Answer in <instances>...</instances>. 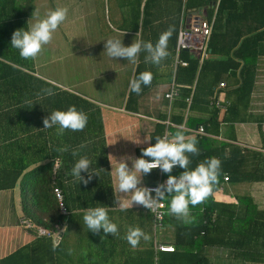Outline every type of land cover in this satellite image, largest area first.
Here are the masks:
<instances>
[{
	"label": "crops",
	"instance_id": "obj_1",
	"mask_svg": "<svg viewBox=\"0 0 264 264\" xmlns=\"http://www.w3.org/2000/svg\"><path fill=\"white\" fill-rule=\"evenodd\" d=\"M182 1L150 0L143 12L144 0H64L63 3L56 1L52 4V10L64 5L68 8L65 21L68 22L69 33L71 32L69 47L65 50V54L48 57L47 60L43 59L39 63L36 59L32 60L33 73L60 89L81 96L102 108L103 130L112 184V197L109 198L110 202L105 208L110 220L118 226L117 235L105 234L103 229L99 233L92 234V231L88 230L84 224L83 216H80L79 220L69 224L70 228L66 236L61 235L62 231L57 235V237L62 236L60 238L67 254L64 258L65 262L71 260L75 264H91L90 262L120 264L127 249H133L125 238L130 227H139L152 237L149 241L141 239L136 248L138 250V252L135 251V254L138 253L136 259H141L143 264L150 263L147 259L149 254L145 251L150 243L153 244L154 251L151 258L152 264L157 259L154 245L157 242L172 244V228L168 224L162 225L161 228L166 227L168 231L162 233L159 238L158 232L153 228L150 213L142 205L133 203L132 207H128L125 211L119 209L117 198L121 201L129 200L131 193L126 195L118 192L115 167L121 157H140L143 148L147 147L152 140L153 143L156 142V125H162L160 137L164 133L174 134L177 126L183 125L187 133L186 138H189L193 135L191 129L197 126L195 121L204 119L209 114V108L213 107L208 103V106L202 105L208 110L199 107L189 109L187 104L189 101L184 107L178 105L180 102L178 93L170 100L164 97L171 81H175L174 76L180 67L174 68L173 60L181 14L184 16V9H181ZM70 9L75 12L70 14ZM204 11L203 9L202 17H204ZM102 17L105 18L104 24ZM184 19L187 21L188 17ZM28 21L27 18L29 28ZM78 23L81 24V28L90 27V30L85 29L84 33H75L78 30ZM170 26L174 31L168 41L169 55L160 65L146 63L144 59L146 53L143 51L139 54L136 64L123 58L113 59L107 55L104 46L109 38L121 39L125 46L135 40L151 41L155 44L160 34ZM54 44L52 41L45 45L44 51L51 47L57 49V45ZM229 44L222 43V49L228 48L227 53L210 56L206 51L202 59L216 57V59L227 60V56L231 54ZM89 50L93 55H90ZM66 58L69 73L67 80L54 79L52 73L47 72L44 67L54 62L53 73H55L58 62L63 59L66 61ZM254 60L255 71L248 103L246 107L240 108L237 119L221 121L226 105L232 98L230 92L237 85L234 76L222 74L221 81L224 86H214L208 97L210 100L214 96L224 105V108L217 109L216 120L219 124L216 131H204L203 136L210 139L212 146L229 145L230 149H228L229 179L222 181L220 187L211 195L214 201L221 205L227 204L229 207L230 244L228 247L213 246L204 249V253L209 256L213 264H264L263 261L257 262L252 259V255L263 253L264 247V43ZM144 71H150L153 74L151 84L142 86L140 94L131 92L130 81ZM184 86L186 85L177 84L176 89ZM189 88L193 91V85ZM130 95H132V101L128 100ZM184 100H187V97ZM145 138H151V140L148 141ZM139 140L142 142H135ZM54 162L56 164L53 168H56L58 159L55 158ZM127 163L131 168V160H127ZM156 173L161 183L166 181L169 175L158 170ZM171 175H174V170ZM147 177L148 174L143 176L141 186L148 184L145 183ZM19 193L18 186L0 190V259L29 243L35 237L32 231L26 230L19 224V219L25 218L19 210L21 196ZM170 199L169 197L163 201L165 213L166 206H169L167 201L170 202ZM190 208L194 209L192 206ZM99 243L100 246H98ZM69 249H72L71 254ZM111 251H114V263L110 262ZM131 253H134V250ZM81 256L85 257L82 263L79 262ZM100 257L106 259H98Z\"/></svg>",
	"mask_w": 264,
	"mask_h": 264
},
{
	"label": "trees",
	"instance_id": "obj_2",
	"mask_svg": "<svg viewBox=\"0 0 264 264\" xmlns=\"http://www.w3.org/2000/svg\"><path fill=\"white\" fill-rule=\"evenodd\" d=\"M149 1L144 0L142 12ZM33 5L32 0H0V190L18 186L21 195L19 210L24 217L33 225L49 231L61 224V235L66 236L70 223L79 220L90 208L106 207L112 197L102 108L34 75L32 59H22L19 50L11 46L12 33L19 28L28 29L27 18ZM181 7L188 19L190 16L202 17L204 9L205 19L213 20L206 49L210 56L227 53L228 48L222 49L224 42L230 43L231 54L227 60L216 57L199 60L197 53L181 51L179 57L186 61V65L177 69L174 78L176 85L186 86L176 89L180 100L178 105L184 107L189 101V109H207L202 105L208 106V97L214 86L221 81V75L227 73L235 77L237 85L230 92L232 98L226 105L221 121H233L238 118L240 108L247 106L254 78V59L264 43V0H183ZM190 85H193V91H190ZM46 88H52L55 95H45L42 90ZM132 95L129 101H132ZM185 97L189 100H184ZM70 106H75L88 117L82 131L65 130L62 136H58L57 126L43 128L46 116ZM208 111L209 114L195 121V125H202L205 132H215L219 124L216 120L218 110L211 107ZM161 129L162 125L155 126V136H160ZM192 136L198 141L199 155L189 154L190 169L211 157L221 160V174L219 183L214 186L215 191L222 181L229 179V145L212 146L206 136L194 133ZM82 144L86 146L80 148ZM151 144H154L153 140ZM64 146H68L69 151H56ZM73 149L79 150V156L71 154ZM80 156H86L91 161L90 171L98 173H93L86 185L71 175V169ZM55 158L58 162L57 167L53 168ZM173 170L177 176L184 171L179 166H174ZM81 175L87 178L88 173L82 171ZM156 181L158 177L156 169H153L145 183L153 184ZM55 186L62 192V202L67 210L64 215L58 210L53 193ZM228 208L227 204L221 205L209 196L204 203L190 208L195 219L193 223L185 225L169 215L166 206L162 225L168 224L172 228L174 250L157 252L158 264H213L204 249L229 246ZM196 210L200 212L196 213ZM26 230L33 232V229ZM92 234L95 233L92 231ZM60 237L35 235L32 241L1 258L0 264H75L71 260L64 261L67 254ZM53 240L60 242L55 251ZM152 246L150 243L145 250L149 254L148 264H152ZM133 250L134 253H131ZM135 251L138 252L128 248L119 263L143 264L141 259H136L138 253L135 254ZM113 253L110 252L111 263H114ZM84 259L81 256L79 262L82 263ZM252 259L264 262V247L263 253L252 255Z\"/></svg>",
	"mask_w": 264,
	"mask_h": 264
},
{
	"label": "clouds",
	"instance_id": "obj_3",
	"mask_svg": "<svg viewBox=\"0 0 264 264\" xmlns=\"http://www.w3.org/2000/svg\"><path fill=\"white\" fill-rule=\"evenodd\" d=\"M68 15L67 7H57L49 11L45 18L31 24L27 30L16 29L11 36V46L19 50L22 59L35 60L43 51L44 46L53 40V35L57 29L65 22ZM174 29L170 26L162 32L153 44L151 41L135 40L130 45L125 46L121 39L109 38L105 42V50L110 58H123L124 60L136 64L139 54L146 53L145 62L160 65L167 58L169 52L168 41ZM153 74L150 71L141 72L138 77L130 81L131 92L140 94L142 86L151 84ZM45 95H55L52 88L42 90ZM171 99V95L169 96ZM88 122L87 115L79 111L75 106H70L66 110H55L43 119V128H53L57 126V135L62 136L65 130L82 131ZM183 125L177 126L174 134L165 133L163 137L156 136V142L143 148L140 157H121L115 167L117 180V190L119 193H131L130 199L121 201L117 198V205L121 211L132 207L133 203L142 205L156 213L162 207V201L171 198L168 206V214L174 216L183 224L188 225L194 222L191 215L190 206L195 207L204 203L214 191V186L219 183L221 174V160L211 157L200 162L195 168L190 169L191 160L189 154L199 155L197 139L195 136L186 138ZM171 136V138H169ZM150 141L151 138H145ZM141 143L142 141H135ZM86 145H80L84 148ZM58 152L69 151L68 146L57 148ZM71 154L79 156V150L73 149ZM148 157L150 159H146ZM112 165L111 159H109ZM127 160H131L132 167L129 168ZM56 162H54L55 166ZM53 166V167H54ZM174 166H179L184 171L177 177L171 175ZM91 161L86 156H80L71 169V175L80 183L85 185L93 177L95 171H90ZM159 168L162 172L168 173V178L163 183L157 184L155 188L142 185L144 175L150 174L153 169ZM87 172L85 178L81 173ZM155 193V195H153ZM158 218V217H157ZM84 224L88 230L99 233L101 229L105 234H118V226L113 223L105 207H95L88 209L83 215ZM126 240L133 249H136L143 239L149 241L150 235L139 227H130L126 234ZM59 240H53V251L59 246ZM71 254L72 249H69Z\"/></svg>",
	"mask_w": 264,
	"mask_h": 264
},
{
	"label": "built area",
	"instance_id": "obj_4",
	"mask_svg": "<svg viewBox=\"0 0 264 264\" xmlns=\"http://www.w3.org/2000/svg\"><path fill=\"white\" fill-rule=\"evenodd\" d=\"M184 17L185 16L181 14V19L179 22V27L175 40L174 60H173L174 68H176L177 66L186 65V61L182 60L179 57V53L183 50H191L197 53L199 60L203 58L204 54L206 53L207 43L212 26V20H207L204 17L190 16L187 21L186 19H184ZM217 86L222 87L224 86V83L220 81L218 82ZM170 95H171V99L176 95V85L174 80L171 81L167 91L164 94V97L169 99ZM187 100H189V98ZM209 105L210 106L212 105L214 108L217 109L224 108V105L221 102H219L214 96L210 98ZM191 131L199 136L204 135L205 133L202 125H197L193 129H191ZM164 135L165 133L161 137H163ZM156 170L161 171L159 168H157ZM223 179L226 180V177H223ZM160 183L161 182H159L158 180V182L155 185H146V187L155 188L157 184ZM53 193L57 199L59 213L62 215L66 214L67 210L62 202L61 190L55 186L53 187ZM161 203H162V207L159 208L156 213H153L151 212L150 209L144 207L145 209L148 210V212L151 215L153 228L155 230L162 226V220L165 214V206L163 201ZM19 224L25 229H33V233L36 236H49V235L57 236L54 233L58 232V230L61 228V224H57L55 225V229L53 231H49L40 226L33 225L26 218H20ZM154 248L156 252H171L174 250V246L172 244L161 243V242H157L154 245ZM154 264H158L157 259Z\"/></svg>",
	"mask_w": 264,
	"mask_h": 264
},
{
	"label": "rangeland",
	"instance_id": "obj_5",
	"mask_svg": "<svg viewBox=\"0 0 264 264\" xmlns=\"http://www.w3.org/2000/svg\"><path fill=\"white\" fill-rule=\"evenodd\" d=\"M50 1L51 0H32V4H34L33 5L34 8L31 11V14L28 16L29 26L31 24L36 23L38 20L45 18L46 14L49 11H52V4L54 2H56V1H59L61 3L64 2V0H52V2H50ZM22 3H23V1H22ZM64 7H67V6L64 5ZM95 7L97 8L96 5H95ZM74 12L71 9L69 10L70 14H72ZM101 19H102V22L104 24L105 18L102 17ZM77 28H78V30L75 31V33H78V32L84 33L85 29H86V31L90 30V27L81 28V24L80 23L77 24ZM70 33H69L68 22L65 21L57 29V31L54 33V39L52 41L55 43L54 45H57V49H55V47L48 48L46 51H44V49H43L42 53L36 58V62L39 63L43 59L47 60L48 57H53V56H56V55H58L60 53H64L65 54V50H67V48L69 47L68 41L70 40ZM89 52H90V55H93L91 50H89ZM67 60L68 59L66 58V61H65V59H63V60L58 62V64H57L58 67L56 68V72L55 73H53V71H54V62L48 63L49 65H46L44 68H45V70L47 72L52 73V77L54 79H61V80L66 81L68 76H69V73L67 71ZM38 65H40V64H38ZM38 71H41V70L38 69ZM212 195H213V193H212ZM62 229H63V226H61V228L58 230V232H56L54 234L55 235H59V233L62 231ZM165 231H168V228H166V227L157 228L156 229V232H158L157 236L160 238L162 236L161 234L164 233Z\"/></svg>",
	"mask_w": 264,
	"mask_h": 264
}]
</instances>
